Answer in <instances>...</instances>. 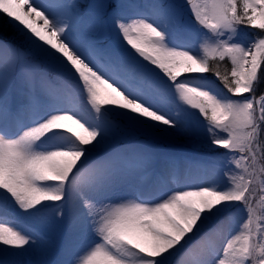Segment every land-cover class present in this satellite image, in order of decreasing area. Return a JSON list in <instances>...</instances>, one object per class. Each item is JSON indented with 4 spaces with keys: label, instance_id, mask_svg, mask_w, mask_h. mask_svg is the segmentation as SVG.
Here are the masks:
<instances>
[{
    "label": "snow or ice",
    "instance_id": "obj_1",
    "mask_svg": "<svg viewBox=\"0 0 264 264\" xmlns=\"http://www.w3.org/2000/svg\"><path fill=\"white\" fill-rule=\"evenodd\" d=\"M0 15V264H264V0Z\"/></svg>",
    "mask_w": 264,
    "mask_h": 264
},
{
    "label": "rangeland",
    "instance_id": "obj_2",
    "mask_svg": "<svg viewBox=\"0 0 264 264\" xmlns=\"http://www.w3.org/2000/svg\"><path fill=\"white\" fill-rule=\"evenodd\" d=\"M4 20H6L2 15H0V22H2V23H0V25L1 26H3V28H6V23H4L5 21ZM8 30H10V29H8ZM10 35V34H9ZM11 36V35H10ZM18 39H20V38H18Z\"/></svg>",
    "mask_w": 264,
    "mask_h": 264
},
{
    "label": "trees",
    "instance_id": "obj_3",
    "mask_svg": "<svg viewBox=\"0 0 264 264\" xmlns=\"http://www.w3.org/2000/svg\"><path fill=\"white\" fill-rule=\"evenodd\" d=\"M5 22L4 23H6V28H4V29H6L7 30V34L9 35H13V33H12V31H11V29L10 28H8V23H7V20H4ZM0 23H2V22H0ZM3 24V23H2ZM1 26V25H0ZM3 27V26H2ZM8 29H10V30H8Z\"/></svg>",
    "mask_w": 264,
    "mask_h": 264
}]
</instances>
